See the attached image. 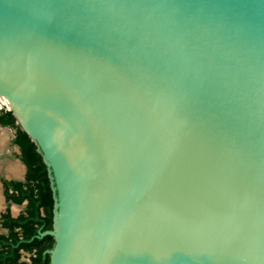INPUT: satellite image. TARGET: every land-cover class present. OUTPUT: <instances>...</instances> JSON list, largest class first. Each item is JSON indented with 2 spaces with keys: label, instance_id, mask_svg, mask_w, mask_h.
I'll use <instances>...</instances> for the list:
<instances>
[{
  "label": "water",
  "instance_id": "1",
  "mask_svg": "<svg viewBox=\"0 0 264 264\" xmlns=\"http://www.w3.org/2000/svg\"><path fill=\"white\" fill-rule=\"evenodd\" d=\"M0 88L50 264H264V0H0Z\"/></svg>",
  "mask_w": 264,
  "mask_h": 264
},
{
  "label": "trees",
  "instance_id": "2",
  "mask_svg": "<svg viewBox=\"0 0 264 264\" xmlns=\"http://www.w3.org/2000/svg\"><path fill=\"white\" fill-rule=\"evenodd\" d=\"M0 125L14 129L11 143L19 147L18 156L26 164L24 181L2 180L5 198L17 204L27 200L24 212L17 217H11L8 212L2 214L1 226L7 232L0 233V264H50L45 250L54 246L53 236L38 237L39 231L52 229L54 199L47 166L36 144L17 124L11 110H0ZM21 250L31 252L29 261H19Z\"/></svg>",
  "mask_w": 264,
  "mask_h": 264
},
{
  "label": "flooded vegetation",
  "instance_id": "3",
  "mask_svg": "<svg viewBox=\"0 0 264 264\" xmlns=\"http://www.w3.org/2000/svg\"><path fill=\"white\" fill-rule=\"evenodd\" d=\"M0 101H1V100H0ZM1 102H2V101H1ZM2 104H3V103H2ZM3 105H5V103H4ZM0 107H1V106H0ZM1 109H3V107L0 108V110H1ZM4 109H5V108H4ZM6 110H8V109L6 108ZM18 125H19V124H18ZM11 144H12V143H11ZM12 146H15V147L17 148V152H18V155H19V154H20V149H19V147H18L17 145H15V144H12ZM36 147H37V145H36ZM37 150L40 152V150L38 149V147H37ZM40 153H41V152H40ZM41 155H42V153H41ZM18 158H19V161H18L19 164H18V163H17V164H18V167H19V174L16 175V176H13V175L9 176V175L6 173V169H5V174H6V175H4L5 178H2V179H1V184H0V197H1L2 205H1V207H0V211H1L3 208L6 209V208L8 207L7 205H5V203H9V204L13 203V202L7 201L6 198H5V195H4V186H3L2 180H3V179H6V180H16V181H24V180H25V177H26V164L20 159L19 156H18ZM42 158H43V157H42ZM43 161H44V160H43ZM45 164H46V163H45ZM46 166H47V165H46ZM47 169H48V167H47ZM48 174H49V178H50L49 170H48ZM50 181H51V178H50ZM50 183H51V189H52V196H53L54 203H55V193H54V190H53L52 182H50ZM1 191L3 192V195H2V192H1ZM13 204H15V206H20L21 209H20V211H17V208H16V207H13V208H12L13 212H11V211H9V209L7 208L5 211H3V212L0 214V233H6V232H7V229L1 226V217H2V214L5 213V212H8V213L10 214L11 217H17L20 213H23V212H24V210H25V208H26V205H27V200H26V199L23 200V202L20 203V204H17V203H13ZM52 211H53V213H52V229H53L54 205H53V209H52ZM40 214H41V215L44 214L42 208H40ZM47 230H51V229H47ZM44 231H46V230L39 231V233H38V237H42V236H44V235H47V234L41 235V233H43ZM49 235H50V234H49ZM51 236H52V235H51ZM53 239H54V237H53ZM54 244H55V239H54ZM52 248H53V247H52ZM50 249H51V248H50ZM48 250H49V249H46L45 252H47V253L49 254ZM20 253H21V254H20L19 261H25V262L29 261V258H30V256H31V252H27V251H25V250H21ZM49 259H50V254H49Z\"/></svg>",
  "mask_w": 264,
  "mask_h": 264
},
{
  "label": "bare ground",
  "instance_id": "4",
  "mask_svg": "<svg viewBox=\"0 0 264 264\" xmlns=\"http://www.w3.org/2000/svg\"><path fill=\"white\" fill-rule=\"evenodd\" d=\"M0 96H2V102L6 103L8 107H12L15 110L16 115L19 117L20 121L26 126V128L34 135L36 136L40 142L45 146L47 149L50 144L49 141L46 139V137L43 135V133L39 130V128L36 126V124L33 122V120L30 118V116L27 114V112L24 110V108L21 106V104L13 99H6L4 96V90L0 88ZM6 138L4 134L0 133V149L4 147ZM6 173L11 176H16L19 174V167L16 164H11L6 168ZM2 205L1 197H0V207Z\"/></svg>",
  "mask_w": 264,
  "mask_h": 264
},
{
  "label": "rangeland",
  "instance_id": "5",
  "mask_svg": "<svg viewBox=\"0 0 264 264\" xmlns=\"http://www.w3.org/2000/svg\"><path fill=\"white\" fill-rule=\"evenodd\" d=\"M3 102L0 101V108H7V104L5 103V105L2 104ZM0 133L5 135L6 141L4 144V147L2 148V150L0 151V182L2 178H5L4 175L5 174V169L11 165V164H19V158H18V152H17V148L15 146H12L11 144V138L12 135L14 133V129L12 128H4V127H0ZM18 163V164H17ZM2 192V191H1ZM3 195V192H2ZM5 205H7L9 211L13 212L12 208L16 207L17 211H20L21 207L20 206H15V204L11 203H5ZM6 208V209H7ZM5 208H3L0 211V214L6 210Z\"/></svg>",
  "mask_w": 264,
  "mask_h": 264
}]
</instances>
